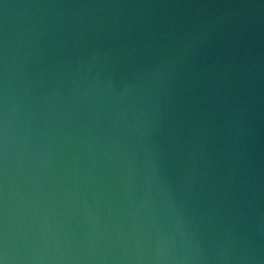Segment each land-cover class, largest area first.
I'll use <instances>...</instances> for the list:
<instances>
[{
	"label": "water",
	"instance_id": "obj_1",
	"mask_svg": "<svg viewBox=\"0 0 264 264\" xmlns=\"http://www.w3.org/2000/svg\"><path fill=\"white\" fill-rule=\"evenodd\" d=\"M0 264H264V0H0Z\"/></svg>",
	"mask_w": 264,
	"mask_h": 264
}]
</instances>
